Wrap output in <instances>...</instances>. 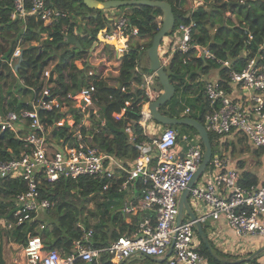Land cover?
I'll return each mask as SVG.
<instances>
[{"label":"built area","instance_id":"built-area-1","mask_svg":"<svg viewBox=\"0 0 264 264\" xmlns=\"http://www.w3.org/2000/svg\"><path fill=\"white\" fill-rule=\"evenodd\" d=\"M222 1L227 2L225 14H229L236 4L245 2ZM202 2L191 0L190 10ZM64 14L48 0H12L10 11L13 19L24 20L28 15H36L45 25L53 24ZM102 15L104 25L98 30L92 47L99 43L110 44L115 58L119 60L123 52L129 49L131 41L141 37L139 28L129 24V11L124 10L117 17L106 13ZM194 26L195 21L190 18L188 22H179L173 33L164 36L168 37L166 44L164 42L168 59L160 58L161 63L167 64L175 50L190 52L187 61L191 60L192 55L214 59L222 73L219 78L203 81L208 103L205 114L207 131L219 134L223 139L234 135L245 136L251 148H264V43L258 44L256 52L250 54L249 44L254 39V33L247 30L242 55H250L243 65L234 67L229 58L215 56L207 45L192 40ZM143 38L147 40L149 36ZM23 45L18 41L7 61L13 74L12 60L20 55ZM87 73L96 80H103L96 69H89ZM49 75L50 70L44 69L42 77L48 78ZM154 78V72L147 70L138 84L145 94L137 119L143 130L152 120L149 103L161 91L152 88ZM228 85L234 91L228 90ZM50 86L43 87L37 99L31 101L30 108L0 111V131H13L22 140L23 146L17 156L0 160V177L19 178L24 185L13 197V219L0 218L1 228L5 231L23 225L27 228L23 242L10 241L17 245L21 255L14 259V264H77L80 260L102 264L100 255L103 252L110 255L112 264H117L134 253L158 257L166 255L170 248V253L164 259L167 264H208L206 255L198 248L195 222L203 226L208 219L220 217L224 218L237 237L258 235L264 238V174H261L257 185L242 186L241 171L232 165L230 156L225 153L212 154L201 173L203 175L188 192L189 206L191 204L194 210H199L198 214H194L193 219L181 218L177 222L179 197L202 160L203 144L199 137L185 134L182 138L186 146L181 147L175 128L165 126L158 134H153L148 142H141L138 154L126 166L114 154L89 144L82 133L83 124L69 113L70 109L79 113L94 110L95 100L99 96L111 100H116V96L100 90L94 82L75 91L60 93H54ZM120 87L125 89L123 85ZM129 104L130 99L124 100L120 108L112 110L111 117L116 120L125 118ZM40 110L50 113L58 111L62 115L48 122ZM53 127H63L64 131L61 136L51 140L48 134ZM124 131L130 140L134 138L132 120L125 121ZM223 139L219 141L220 145ZM147 144L153 146V152L145 149ZM123 172L125 177L119 189L126 188L137 177L141 178L143 185L136 202L125 203L122 207L127 216L139 215L133 230L121 234L107 246L95 247L90 240L92 229L82 227L81 236L72 241L71 252L63 254L55 247H44L38 229H44L46 225L40 221L39 214L52 207L54 201L42 195V186L54 184L59 178L76 179L81 176L110 180L118 175L120 177ZM107 186L108 182H105L103 188ZM156 263L161 264H143Z\"/></svg>","mask_w":264,"mask_h":264},{"label":"trees","instance_id":"trees-1","mask_svg":"<svg viewBox=\"0 0 264 264\" xmlns=\"http://www.w3.org/2000/svg\"><path fill=\"white\" fill-rule=\"evenodd\" d=\"M166 1L170 2L175 17L174 26L166 35L173 33L179 22H188L192 18L195 21L191 32L192 40L207 45L215 56L229 58L234 67L243 65L247 57L256 52L257 45L264 43V0H245L244 3L236 4L229 14H225L227 2L222 0H202V4L197 5L192 11L189 8L191 0ZM48 2L65 13L51 25L42 24L36 15H28L24 20L13 19L10 17L12 0H0V111L30 108L31 101L37 99L45 85H51L50 88L54 93H60L75 91L94 82L100 90L113 93L117 99L111 100L106 96H99L95 102L104 122L100 124L91 110V131L88 132L84 127L82 133L86 135L89 144L98 150L114 154L128 166L138 154L141 142L147 138L142 127L137 123L145 94L138 86L142 81V73L135 70V63L141 54L147 56L146 48L159 29L162 12L158 7L149 5L122 6L131 9L129 24L139 28L141 37L149 36L144 43L131 41L129 49L120 56V71L128 76L123 81L122 85L125 89L122 90L120 86L107 85L105 81L96 80L87 73L90 69V63L86 59L87 53L96 40L98 30L104 25L105 18L101 10L87 7L82 0H48ZM208 3L212 7L209 10L206 9ZM78 16H81L85 22L80 24L77 21ZM249 29L254 33V39L249 44L250 54L242 55L245 33ZM66 35L75 36L80 45L67 41ZM18 41L24 45L20 55L12 60L14 73L18 78L11 81L7 61ZM140 45H143V48H140ZM262 52L264 53V46ZM189 54L190 52L181 53L175 50L168 63L164 65L175 90L169 100L158 106V111L170 117L190 116L205 125L208 103L203 79H200V76L211 68H219V65L214 59L193 55L191 60L187 61L186 57ZM15 59L16 63H14ZM79 61L81 65L78 64ZM44 69L50 70L48 78L42 77ZM144 69L149 70V67L145 66L143 71ZM220 72L222 73V70ZM155 81L162 88L156 76ZM126 99H130V104L126 106L125 118L121 120L112 118V110L120 108ZM74 113L77 120L80 113L76 110ZM40 114L48 116L47 121L51 122L50 112L40 110ZM126 120L133 121L132 140L124 131ZM165 126L177 127V125ZM178 126L185 129L189 136L197 134L191 124ZM63 131V127H53L48 137L52 140L55 136H61ZM208 135L211 145L215 142L219 144L221 137L219 134L208 130ZM236 136L224 138L221 145L233 144L232 139ZM241 137L246 142V147L238 149L239 152L251 147L245 136ZM184 142L186 145V141ZM22 148V140L13 131H0V160L17 156ZM232 149L236 150L234 147ZM252 153L264 157V148H252ZM237 165L241 171L242 186L259 183L260 178L254 171L243 169V160H238ZM124 177L125 172L120 177L118 175L110 180L91 176H81L76 179L59 178L54 184L42 186V195L54 201L53 206L44 212L47 216L50 215L48 219L40 218V221L46 222V228L38 229L44 247L58 248L63 254L71 252L72 241L81 236L82 227L92 229L90 240L95 247L107 246L121 234L133 230L139 215L127 216L122 210L127 187L119 189V186ZM132 181L135 182L136 190L140 191L143 187L141 178H134L130 182ZM105 182H108L107 188H103ZM23 188L24 185L19 178L0 177V218L13 219V197ZM88 203H93V207L88 208ZM83 209L88 210V213L83 212ZM90 216L95 218L94 222L88 220ZM127 217L129 220L126 219ZM208 227L209 224L204 223L203 230L206 235H208ZM26 230V226L23 225L10 228L6 232L10 240L23 242ZM51 234L54 237L48 239ZM198 238V248L206 255L208 263L223 264L209 255L204 243L199 236ZM209 242L213 251L220 257L228 259L240 257L238 253L228 254L227 251L215 249L216 246L210 240ZM247 254H250V251ZM100 261L102 264H112L110 255L105 252L101 253ZM249 262L259 264L256 258H252ZM77 264L95 263L80 260Z\"/></svg>","mask_w":264,"mask_h":264},{"label":"crops","instance_id":"crops-1","mask_svg":"<svg viewBox=\"0 0 264 264\" xmlns=\"http://www.w3.org/2000/svg\"><path fill=\"white\" fill-rule=\"evenodd\" d=\"M147 40H145V38H143V37H139L137 41L139 43H144V42H147ZM167 41H168V37H163V41L159 47V52H160L159 55H160V58L163 60L164 59L166 60V58L168 59L166 49H165L166 48L165 44ZM164 42H165V44H164ZM144 56H146V55L141 54L135 63L136 64L135 70L137 72L142 73V74L146 73V71H147L145 69H144L145 71H143V67H145V66L149 67V63L146 64L144 62L145 61ZM146 57L148 59V56H146ZM87 60L91 64L92 67L96 66V70L99 71V73L101 74V76L103 78V81H105L107 85L120 86L123 84V81L128 78L127 74L121 73L119 60L116 59L115 57H111L110 54L107 55L105 53H101L99 55L94 56V60H90L89 58H87ZM78 64L81 65L80 62H78ZM90 69H93V68H90ZM220 70H221L220 67L219 68H211L207 73L204 74L205 77L203 78V81L208 80V79L219 78L221 76ZM148 71H150V69ZM133 83H134V81L131 82V84H133ZM226 87L228 90L234 91L233 87H231L229 85ZM152 88L154 89V91L161 90L160 86L155 81V78H154V83L152 85ZM93 107H94L93 108L94 110H92V112L95 114L94 117L98 118L99 123L101 124L102 123L101 121L104 122V119L99 114V111H97L98 107L97 106H93ZM92 112L89 110V111H84V112H81L80 114H78L79 117L77 120L83 124V126L88 130V132L91 131V124L92 123H91V119H90V114ZM69 113L72 115V117H73V115L75 116V113L73 110L70 109ZM44 117L49 118L48 116H44ZM160 125L161 124L156 122L154 119H153V121L149 120V124H147L146 128L144 130L142 129L143 133L145 135H147V138L143 141L148 142L150 137L153 136V134H158L163 129L162 128L159 131ZM133 132H134V130H133ZM234 136H236V135H234ZM238 142L239 141L237 140V138L234 137L233 144L228 145L227 149L225 151H223V153L230 156V159L232 161V165H235L237 168H239V166L237 165V161L240 159L243 160V169H248V170L254 171L257 174V176L260 178L261 173L264 170V157L263 156H257L256 154L252 153L251 147L248 148V150H244L242 152H239L238 149H240L242 147H241V145L237 144ZM178 145H180L181 147L186 146L184 140H180V139L178 140ZM233 147L236 148V150H233L232 149ZM145 149L153 152V146L152 145L147 144ZM255 163H259V165L256 164L255 166H253ZM134 183L135 182L132 181L127 186V194L125 196V199L122 202V207L125 203H135L136 200L139 198V196H140L139 194L141 193L142 189L140 191H137ZM89 204L92 205L93 203H89ZM190 208L195 215L198 214L199 210H197V209L194 210L192 208L191 204H190ZM143 213H147V212H143ZM183 214L186 215V218L189 217L185 211L183 212ZM126 219L129 220V217H127ZM208 224H209L208 228H209V231L211 232V237H212V238H210L209 235H207L208 239H212L213 240L212 243L215 246H217L220 250H223V251H231L232 250L234 252V249H237V247L240 246V244L233 241L234 240L233 237H231V236L228 237V236L222 235L225 232V230H227V229H230V233H233L232 229L227 225V223L225 222L223 217H220L219 219H208ZM79 225H81V224L79 223ZM202 228H203V226H202ZM1 229L2 228L0 226V232H1L0 234H2V236L0 238V264L1 263H3V264H14V259L16 257L20 258L21 255H19V250H18L17 245H15V243L10 242L11 240L8 237V233L3 234V232L5 230L3 229V231H2ZM53 237H54V235L51 234L48 236V239H51ZM220 243L223 244V247H227L228 250L222 248V246H220L221 245ZM134 261H141V260L136 259ZM150 262H157V261H152V260L150 261L149 260V263ZM258 263L263 264L261 261H258Z\"/></svg>","mask_w":264,"mask_h":264},{"label":"water","instance_id":"water-1","mask_svg":"<svg viewBox=\"0 0 264 264\" xmlns=\"http://www.w3.org/2000/svg\"><path fill=\"white\" fill-rule=\"evenodd\" d=\"M87 7L90 8H112V7H122V6H129V5H149L158 7L162 14H161V23L159 29L154 33L150 45L146 48V54L149 59V69L154 72L155 76L159 80L162 88L160 93L157 97L150 101L149 108L151 110L152 118L162 125H180V124H191L193 128L196 130L198 137L201 139L203 144V153H202V160L199 164L197 170L194 173L192 180L189 182L187 188H185L178 200V214H177V222L180 221L182 218L183 212L185 211L190 218H194V213L192 212L189 203H188V192L189 188L194 184L195 180L199 177V175L203 172L204 168L206 167L207 163L209 162L212 153V145L209 140L208 131L205 125L198 121L195 118L190 116H183V117H170L164 115L158 111V106L163 102L170 99L172 94L174 93L175 86L170 81L168 74L164 69V65L161 63L159 57V45L162 42L163 37L166 33L174 26L175 17L172 11V7L170 2L166 0H106V1H99V0H82ZM67 41L74 43L76 45H80L79 41L73 35H66ZM195 228L198 236L204 243L205 247L208 250L210 256L215 258L217 261L223 264H239L244 261H249L252 258H256L259 253H264V244L259 246L258 248L254 249L250 254L246 256L237 257L235 259H228L218 256L212 249L209 239L204 232L202 225L199 222H195ZM171 249V248H170ZM168 250L166 255L170 253L171 250ZM165 256L161 258H153L151 256H146L147 259L157 262H162L165 259ZM131 256V255H130ZM123 258L117 264H126L129 261V257ZM133 264H143L149 263L147 261H133Z\"/></svg>","mask_w":264,"mask_h":264},{"label":"rangeland","instance_id":"rangeland-1","mask_svg":"<svg viewBox=\"0 0 264 264\" xmlns=\"http://www.w3.org/2000/svg\"><path fill=\"white\" fill-rule=\"evenodd\" d=\"M212 7H211V4L210 3H208L207 5H206V9L207 10H209V9H211ZM91 10H93V9H91ZM99 10H101V13H106V14H112L114 17H117L120 13H122V12H124V10H126V11H130L131 12V9H130V7H129V9H128V7H112V8H105V9H100L99 8ZM94 11V10H93ZM215 18H217V16H215ZM77 21L80 23V24H82L83 22H85V20L84 19H82L81 18V16H78L77 17ZM159 21H161V17H160V20ZM163 41V40H162ZM132 42H134V40H132ZM101 53H105V54H107V55H109L110 54V56L111 57H115V54H114V52H113V47L110 45V44H106V43H99L97 46H93V47H91V49L88 51V53H87V56H86V59L87 58H89L90 60H94V56H96V55H99V54H101ZM17 59V58H16ZM16 59L14 60V63H16ZM144 62L146 63V64H148L149 63V59H147V57L146 56H144ZM90 68H93L94 70L96 69V66H94V67H91V64H90ZM10 72H11V77H10V79H11V81H14L15 79H17L18 77H16V74H13V72L10 70ZM205 76H204V74H202L201 76H200V79H203ZM20 78H23V77H20ZM51 116H50V118L52 119V118H58V116H61L62 115V113L61 112H58V111H53V112H51V114H50ZM151 121H153V119L151 120ZM205 125H206V123H205ZM162 128H164V125H160L159 126V131L162 129ZM175 130L177 131V136H178V138L180 139V140H183V138L182 137H184V135L186 134V132H185V129H182L181 127H179L178 125H177V127L175 128ZM196 136H194L195 138H198V134H195ZM235 138H237V140L239 141L237 144L238 145H241V147L242 148H245L246 147V142L244 141V139L241 137V136H239V135H237ZM223 139V137H220L219 138V140H222ZM229 139V138H228ZM227 139V140H228ZM234 139V138H233ZM233 139H232V141H233ZM227 146H228V144H226V145H223V146H221L220 144H216V142L215 143H213L212 144V147H213V151H212V153H213V155L214 156H217V155H220V154H222L223 153V151H225L226 149H227ZM226 147V148H225ZM248 147V146H247ZM223 149V150H222ZM259 165V163H255L253 166H255V165ZM203 173V172H202ZM203 174H200V177H198L197 179H196V181L194 182V183H197L198 181H199V179L201 178V176H202ZM87 204V203H86ZM87 207L88 208H92L93 207V204L91 205V204H89L88 203V205H87ZM84 211H87V213H88V210H86V209H83V212ZM48 216H50L49 214H48ZM48 216L44 213V211H41L40 212V214H39V217L41 218V219H48ZM182 219H186V215L185 214H183V216H182ZM88 220L90 221V222H94L95 221V218H93L92 216H90L89 218H88ZM44 224L46 223L45 221H42ZM219 228V227H218ZM196 229V228H195ZM220 229V228H219ZM2 231H3V229H1ZM49 230V229H48ZM224 231V230H223ZM1 233V232H0ZM207 233H208V235H209V237L210 238H212L211 237V232L209 231V228H207ZM3 234H7V232H3ZM222 235H224V236H228V237H233V241L234 242H236V243H238V244H240V246H238L237 247V249H234V252L231 250V251H227L228 252V254H236V253H238L239 255H240V257H241V255L242 256H246V255H248L247 254V252L248 251H250V252H252L254 249H256V248H258L259 246H261V245H263L264 244V238L263 237H261V236H258V235H252V236H249V235H247V236H242V237H237V236H235L233 233H230V229H227V230H225V232L222 234ZM1 236H2V234H0V238H1ZM47 237V236H46ZM222 237V236H221ZM45 238V237H44ZM197 238H198V236H197ZM46 239V238H45ZM199 239V238H198ZM211 242H213V240L212 239H209ZM215 249H219L217 246L215 247ZM226 252V253H227ZM165 254H162V255H160V256H158V257H153V258H161V257H163ZM136 259H138V260H141V261H147V262H149V259H147L146 258V256H144V255H140V254H137V253H134L133 255H131L130 257H129V261H128V263L129 264H133L132 262L134 261V260H136ZM234 259V258H233ZM256 259H257V261H261L263 264H264V253H259L257 256H256ZM151 261V260H150ZM156 264H158V263H156ZM161 264H167V262H166V260H163L162 262H161ZM209 264V263H208Z\"/></svg>","mask_w":264,"mask_h":264}]
</instances>
